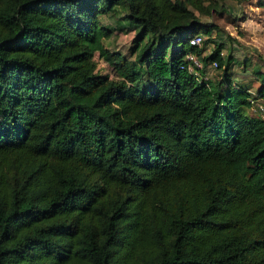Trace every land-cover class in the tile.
<instances>
[{
  "label": "trees",
  "instance_id": "obj_1",
  "mask_svg": "<svg viewBox=\"0 0 264 264\" xmlns=\"http://www.w3.org/2000/svg\"><path fill=\"white\" fill-rule=\"evenodd\" d=\"M226 1L0 0V264H264V118L186 70Z\"/></svg>",
  "mask_w": 264,
  "mask_h": 264
},
{
  "label": "rangeland",
  "instance_id": "obj_2",
  "mask_svg": "<svg viewBox=\"0 0 264 264\" xmlns=\"http://www.w3.org/2000/svg\"><path fill=\"white\" fill-rule=\"evenodd\" d=\"M257 0H244L238 3L230 1L228 12H211L210 15L200 16L204 22L211 23L215 30L211 31L214 40L221 41V54L229 56L228 64H223L206 73L211 79V89L223 87L228 78L231 83L249 81L248 90L255 96V90L260 84L256 72L264 73V11L256 8ZM233 16V17H232ZM104 22L112 27V37L107 42L110 50H117L128 60H133L131 46L134 42L136 30L125 22L115 23L113 19L105 18ZM204 36V35H203ZM205 52L212 48V43L205 45ZM95 69L110 78H115L112 65L97 58ZM255 73V74H254ZM256 75V76H255ZM255 77V78H254ZM222 81L221 86L219 82ZM248 113H253L250 109Z\"/></svg>",
  "mask_w": 264,
  "mask_h": 264
},
{
  "label": "built area",
  "instance_id": "obj_3",
  "mask_svg": "<svg viewBox=\"0 0 264 264\" xmlns=\"http://www.w3.org/2000/svg\"><path fill=\"white\" fill-rule=\"evenodd\" d=\"M203 40H204V36L197 34L192 36L188 40V43L190 45L200 47L202 46ZM206 52L203 51L200 54L187 53L185 55L186 70L198 80L205 79L206 73L217 67L216 62L214 60H210L206 63H203L202 56ZM250 110L253 111L254 113H257L261 118H264V99L259 96L254 97V99L251 101Z\"/></svg>",
  "mask_w": 264,
  "mask_h": 264
},
{
  "label": "crops",
  "instance_id": "obj_4",
  "mask_svg": "<svg viewBox=\"0 0 264 264\" xmlns=\"http://www.w3.org/2000/svg\"><path fill=\"white\" fill-rule=\"evenodd\" d=\"M230 1H232V0H227L226 1V3H227V5L228 6H230L229 5V2ZM244 1V0H243ZM260 2L262 3V4H264V0H257V4L255 5L256 6V8L258 9V7L260 6V8H259V10H262V11H264V6L263 5H260ZM255 74V73H254ZM256 76V75H255ZM255 78V77H254ZM249 81H242V85H244V86H246V87H249Z\"/></svg>",
  "mask_w": 264,
  "mask_h": 264
}]
</instances>
